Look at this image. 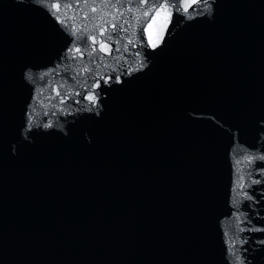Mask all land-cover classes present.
Masks as SVG:
<instances>
[{"label":"water","instance_id":"obj_1","mask_svg":"<svg viewBox=\"0 0 264 264\" xmlns=\"http://www.w3.org/2000/svg\"><path fill=\"white\" fill-rule=\"evenodd\" d=\"M0 264H264V0H0Z\"/></svg>","mask_w":264,"mask_h":264},{"label":"snow or ice","instance_id":"obj_2","mask_svg":"<svg viewBox=\"0 0 264 264\" xmlns=\"http://www.w3.org/2000/svg\"><path fill=\"white\" fill-rule=\"evenodd\" d=\"M101 47H103V45H101Z\"/></svg>","mask_w":264,"mask_h":264}]
</instances>
